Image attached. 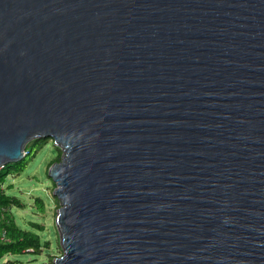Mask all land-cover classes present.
Instances as JSON below:
<instances>
[{
	"label": "water",
	"instance_id": "95a60500",
	"mask_svg": "<svg viewBox=\"0 0 264 264\" xmlns=\"http://www.w3.org/2000/svg\"><path fill=\"white\" fill-rule=\"evenodd\" d=\"M44 138L53 264H264V0H0V169Z\"/></svg>",
	"mask_w": 264,
	"mask_h": 264
},
{
	"label": "rangeland",
	"instance_id": "374dc122",
	"mask_svg": "<svg viewBox=\"0 0 264 264\" xmlns=\"http://www.w3.org/2000/svg\"><path fill=\"white\" fill-rule=\"evenodd\" d=\"M62 151L49 140L39 148L35 157L28 162L20 173L12 172L4 181V188L10 194L17 195L23 203L22 207H14L12 212L19 226L31 228L33 223L43 226L39 231L42 242H48L49 248H44L41 254H21L5 256L0 264L9 260H19L17 264H53L54 259L63 254L60 237L56 225L57 211L60 206L53 195L56 184L48 175V170L54 161H59ZM41 198L45 210L40 211L36 199Z\"/></svg>",
	"mask_w": 264,
	"mask_h": 264
},
{
	"label": "trees",
	"instance_id": "16d2710c",
	"mask_svg": "<svg viewBox=\"0 0 264 264\" xmlns=\"http://www.w3.org/2000/svg\"><path fill=\"white\" fill-rule=\"evenodd\" d=\"M49 140H51V138L31 141L26 148V152H28L29 155L25 160L7 164L0 169V224L7 229V233L9 236L8 242H0V261L5 256L10 255L41 254L44 248L50 247V244L48 242H42L41 240L39 231L43 230L42 225L33 223L32 227L35 229L25 228L18 225L12 209L14 207H22L23 203L17 195L8 193L3 186L7 175L12 172L20 173L21 171H23L28 162L35 157L43 143ZM58 160H60V157L58 158ZM36 205L40 209V211L45 210L44 202L41 198L38 197L36 199ZM17 263H20L19 260H11L10 258L8 261L3 262V264Z\"/></svg>",
	"mask_w": 264,
	"mask_h": 264
},
{
	"label": "built area",
	"instance_id": "2783aa9c",
	"mask_svg": "<svg viewBox=\"0 0 264 264\" xmlns=\"http://www.w3.org/2000/svg\"><path fill=\"white\" fill-rule=\"evenodd\" d=\"M9 236L7 233V229L0 224V242H8Z\"/></svg>",
	"mask_w": 264,
	"mask_h": 264
}]
</instances>
